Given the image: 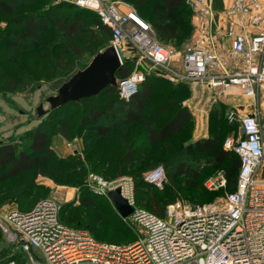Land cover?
I'll list each match as a JSON object with an SVG mask.
<instances>
[{"label":"built area","instance_id":"built-area-1","mask_svg":"<svg viewBox=\"0 0 264 264\" xmlns=\"http://www.w3.org/2000/svg\"><path fill=\"white\" fill-rule=\"evenodd\" d=\"M66 1L94 11L109 27V44L115 47L121 62L133 64L130 75L117 82L118 94L125 100L137 92L147 73L173 83L200 85L215 99H220L229 84L238 85L243 96L255 101L264 89V0H233L223 11L239 26L229 52L218 49L214 40L213 0H185L206 46L184 51L161 44L151 24L126 1ZM227 58L236 65L232 71L224 68ZM228 119L238 120L240 133L226 137L223 148L237 153L240 167L235 190L226 193L222 207L176 202L167 205L161 217L136 205L131 176L106 180L89 173L85 185L94 194L107 197L113 205L108 192L119 189L132 206L127 216L113 208L134 232L133 241L117 244L97 240L85 229L63 224L58 218L61 203L51 197L39 200L28 211L0 210V228L26 254V264H264L261 117L258 109L245 115L232 110ZM144 180L162 187L164 168L153 167ZM225 184L221 170L204 181L208 190Z\"/></svg>","mask_w":264,"mask_h":264},{"label":"trees","instance_id":"trees-1","mask_svg":"<svg viewBox=\"0 0 264 264\" xmlns=\"http://www.w3.org/2000/svg\"><path fill=\"white\" fill-rule=\"evenodd\" d=\"M22 1L32 2L34 0H0V11L8 18L10 24L17 27L13 31L9 43L11 50H15V55L8 57V60H10V63H8L11 65L15 64L17 68L14 69L16 73L11 72L6 77L8 92H13L18 89L19 86L16 81L17 72H20L23 75L27 73L24 62L29 58L40 59L46 64V69L42 73V78L49 79L52 77V74H49L50 68H53L56 71L53 75L57 77L59 75V81L56 83L57 89L58 86L66 81L76 70L85 67L96 52L109 45L110 29L101 23L98 15L94 11L79 7L70 2H60L59 4L53 5L52 12L44 9L41 11L19 14L18 9ZM123 1L130 3L136 9L138 15L151 24L155 31L156 38L163 45L171 44L179 48L192 34L193 11L185 0ZM67 7L74 8L75 11L72 13H61V10ZM86 19H90L91 22L87 23L85 21ZM53 32L59 36V43L55 44L58 46V48H56V50H58L57 55L52 54V51L48 46H53V44L50 43L49 39L44 37L45 34ZM85 36L99 40L102 44L101 47L92 50L88 49L87 52V50L83 48V45L76 43L77 38H83ZM17 51L18 53H16ZM87 53L89 58L81 64L74 63V61L71 60L72 57H84ZM132 68L133 64L129 61H125L116 72L117 81L129 76ZM43 74H45V76H43ZM159 81L171 83L154 73H147L144 80L139 84L137 92L128 100L118 97L117 88L107 86L96 96L81 99L80 102L66 103L55 109H48L46 115L42 117L43 120L39 125L35 129L26 131V133L21 136L22 139L27 140L25 145L20 143L21 139L19 143L15 142V140L0 141V180L14 178L22 173L32 170L44 174H50L47 165L53 164L52 168L56 170L61 181L71 185L77 184L90 195V199L87 198V196L82 197L80 205H94L95 199L101 200L102 196L94 194L85 185V180L82 181L78 177L79 174L86 171L85 161L79 156L58 157L49 145L50 134L59 133L64 138L70 139V119H64L62 116H64L65 113H68V108L70 106L86 102L87 105L81 108V111L84 112V114L81 115L78 124L79 133H76V135L81 137L83 141L85 139L86 131L88 133L94 132L99 139H102L112 131L117 130L123 142L129 144L125 133L127 127L141 123L144 127L146 140L152 147H158L164 144L169 149L172 146L174 138L192 122L193 114L186 106L180 105L172 98L165 103V107H160V109L165 108L166 110L175 109L172 116L163 124L157 125L154 124L153 121L146 119V106L152 96L155 83ZM34 83H36V81ZM174 86L180 90L189 88L186 83H177ZM101 96L106 98L107 101L105 103L102 102ZM222 106L223 104L218 102L213 105L209 111V135L188 142L183 148L184 152L193 159H197L199 156L204 157L205 164L216 169L211 175H214L217 171L221 170L226 178V184L224 187L214 190L215 192L206 193L207 197L205 196L201 200H210L213 198V195L222 192V190L225 193L232 192L236 187L240 160L236 152L223 148V142L226 137L229 136L227 134L229 132L227 128L229 127L226 118L223 117ZM59 117L63 119L57 120L56 118ZM103 119H106L109 122L105 124L102 122ZM94 139V137H90L89 140L85 141H88V144H93ZM133 159L132 152H126L120 159L121 163L118 164L116 174L112 177L102 176V178L109 180L121 175H128L124 173L121 164L122 162H131ZM199 166V163L192 165L190 163L178 162L173 167V174L176 176H190L188 182L190 183L192 178H194L198 185L199 178L202 176ZM151 168L147 169V171ZM147 171H145V173ZM145 173H140L136 178H133L135 203L138 207L164 217L166 204L172 202L170 199H163L152 193L148 196L147 200H144L143 202L140 200V198H142V193H140L139 190L142 187V182L147 184L144 180ZM73 175L75 177H72ZM151 186L157 188L154 185ZM38 201L29 205L20 206L17 209L19 211H28L33 208ZM103 201L106 202L111 213L121 225L120 228L112 231L114 237L119 238L122 233L127 234L124 238H119L121 239L120 242L105 240L103 237H94L88 229L91 231H95V229L88 224V227L68 225L66 221L76 223L75 217H66L67 219L65 220L64 217L61 216L62 210L59 211L58 218L60 222L69 227L85 229L97 240L117 244H126L133 241L135 235L132 229L118 216L116 211L112 206L110 207L106 200L103 199ZM141 204H144L145 207L141 206ZM201 204L202 203L194 205ZM4 252H6L4 248L0 250V258H2L5 263L14 261V254L10 255V253Z\"/></svg>","mask_w":264,"mask_h":264},{"label":"rangeland","instance_id":"rangeland-1","mask_svg":"<svg viewBox=\"0 0 264 264\" xmlns=\"http://www.w3.org/2000/svg\"><path fill=\"white\" fill-rule=\"evenodd\" d=\"M60 2L68 1H22L18 13L36 12L44 9L52 12L53 5L59 4ZM74 11V8L67 7L63 8L61 13H72ZM193 16L194 15H192V18ZM85 21L87 23L91 22L90 19H86ZM192 25V34L181 47L177 48L171 44H167L166 46H171L181 51L192 49V44L195 40L194 33L196 32L193 22ZM16 28V26L8 22V18L0 11V141L15 140V142L19 143L21 139L20 143L25 145L27 140L22 139L21 136L24 135L26 131L35 129L43 120L42 117H44L46 113L41 118L37 119L35 117V109L46 96L56 91V83L59 81V75L58 77L53 75L56 71L50 68L49 74H52V77L49 79L42 78V73L46 69V64L40 59L29 58L24 62L27 73L23 75L17 72L16 81L19 86L18 89L13 92L7 91L8 84L6 77L11 72L16 73L14 69L17 68L15 64H9L10 60H8V57L15 55V50H11L9 43L12 38V33ZM44 37L49 39L50 43L54 46H48L52 54L57 55L58 50H56V48H58V46L55 44L59 43L58 34L56 35L55 32L48 33L45 34ZM76 43L83 45V48L86 49L87 52L88 49H97L102 45L99 40L88 36L77 38ZM16 53H18V51ZM87 58H89L88 53L84 55V57H72L71 60H73L74 63L81 64L85 62ZM43 76H45V74H43ZM35 81L36 83H34ZM175 84L177 83L156 82L152 96L145 109V118L153 121V123L157 125L163 124L174 113L175 109H160L161 106L165 107V103L172 98L180 105L186 106L193 114L192 122L174 138L172 146L169 149L164 144L158 147H152L146 140L144 127L141 123L127 127L125 133L129 144L123 142L117 130L112 131L102 139H99L94 132L88 133L86 131L83 141L76 133H79L78 124L81 115L84 114L81 108L87 105L86 102L70 106L68 108V113L62 116L64 119H70L69 126L71 138L66 139L59 133H49V145L58 157L79 156L85 161L86 171L78 175L82 181H86L89 173H95L101 177L114 176L118 164L121 163V157L126 152L131 151L134 157L133 161L122 162L121 165L124 173L131 176L132 179L136 178L140 173H145L147 169L154 165L162 166L165 172V180L162 187L155 188L148 182H146L148 185L142 182V187L139 190V192L142 193V198H140L142 202L147 200L148 196L153 193L157 197L170 199L172 201L167 203L166 206L178 202L182 205L202 203L222 207L225 204L226 195L223 190L213 195V198L210 200H201L203 197H207L206 193L215 192L214 190H208L204 186V181L208 176L214 173L216 169L206 165L204 157L199 156L197 159H193L188 156L183 148L188 142L209 135L208 114L211 107L218 102L223 104L221 109L223 111V117L226 118L229 127L227 128L229 130L227 133L228 135L240 133L238 120L230 122L228 119V113L232 110L236 111L238 115H245L252 114L258 109L264 131V89L259 91L258 99L255 101L252 98L243 96L238 85L229 84L220 99H215L211 92L200 85L193 89L189 87L188 89L180 90L174 86ZM118 97L120 98L121 96L118 94ZM101 98L103 103L107 101L104 96H101ZM44 108L48 109V104L46 102H44ZM63 118L59 117L56 119ZM102 122L106 124L109 121L103 119ZM90 137L95 138L93 144H88V141H85L89 140ZM178 162L190 163L192 165L200 164L199 167L202 176L199 178L198 185L194 178H192L190 183L188 182L190 176H176L173 174V167ZM52 167L53 164L47 165L50 174L32 170L14 178L0 180V210L17 209L20 206L35 203L41 198L51 197L61 203V216H63L65 220L67 219L66 217H75L76 223L66 221L68 225L88 227V224L95 229V231L88 229L94 237H103L105 240L109 241L120 242L121 239L119 238L127 236L126 233H122L119 238H116L112 234V231L120 228L121 225L111 213L106 202L103 201V199L106 200L110 207L112 206L113 208L112 203L107 197L102 196L101 200L95 199V204L92 206L80 205L81 198L87 196V198L90 199V195L77 184L71 185L61 181L60 176ZM262 175L264 176V167ZM72 177L75 176L73 175ZM141 206L145 207L144 204H141ZM3 248L6 250L4 253L15 255L14 264H26V254L10 240L0 228V250ZM0 264H8V262L5 263V261L0 258Z\"/></svg>","mask_w":264,"mask_h":264},{"label":"water","instance_id":"water-1","mask_svg":"<svg viewBox=\"0 0 264 264\" xmlns=\"http://www.w3.org/2000/svg\"><path fill=\"white\" fill-rule=\"evenodd\" d=\"M124 64L121 62L115 47L109 44L96 52L87 65L76 70L56 91L44 98L35 109V117L41 118L49 109H55L66 103L80 102L81 99L96 96L107 86L117 88V70ZM44 102L48 109L44 108ZM108 197L122 216L132 211V206L124 199L119 189L108 192Z\"/></svg>","mask_w":264,"mask_h":264},{"label":"crops","instance_id":"crops-1","mask_svg":"<svg viewBox=\"0 0 264 264\" xmlns=\"http://www.w3.org/2000/svg\"><path fill=\"white\" fill-rule=\"evenodd\" d=\"M232 3H233V0H213V7L215 10V18H216L215 22H216V29H217V31L215 32L214 40H215V43L218 49H220V47H223L225 52H229L231 50L232 43H233V36L238 31V27H239L236 19L228 18L223 13V11L226 8H229L232 5ZM196 21L197 19L195 18V16H193L192 18L193 24H195ZM195 31H196L194 33L195 40L193 41L192 46L193 47L194 46H206V44L203 41V37H201V35L198 33L199 31H197L196 29ZM225 52L222 53L224 56H225ZM238 63L239 62H237L236 64ZM235 67L236 65L227 58L224 64L225 70L232 71L234 70ZM187 85L191 87L192 89L199 86V85H191V84H187ZM213 97L215 98L214 94H213Z\"/></svg>","mask_w":264,"mask_h":264}]
</instances>
